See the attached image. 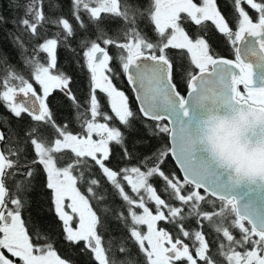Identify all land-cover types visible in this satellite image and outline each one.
Returning <instances> with one entry per match:
<instances>
[{
  "label": "snow or ice",
  "instance_id": "6c2138e0",
  "mask_svg": "<svg viewBox=\"0 0 264 264\" xmlns=\"http://www.w3.org/2000/svg\"><path fill=\"white\" fill-rule=\"evenodd\" d=\"M264 0H0V264H264Z\"/></svg>",
  "mask_w": 264,
  "mask_h": 264
},
{
  "label": "water",
  "instance_id": "95a60500",
  "mask_svg": "<svg viewBox=\"0 0 264 264\" xmlns=\"http://www.w3.org/2000/svg\"><path fill=\"white\" fill-rule=\"evenodd\" d=\"M242 165L249 168L250 170L264 168V156H243L238 157Z\"/></svg>",
  "mask_w": 264,
  "mask_h": 264
}]
</instances>
